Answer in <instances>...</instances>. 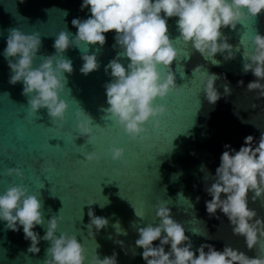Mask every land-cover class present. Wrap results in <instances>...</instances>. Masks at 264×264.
Returning a JSON list of instances; mask_svg holds the SVG:
<instances>
[{"label": "water", "instance_id": "obj_1", "mask_svg": "<svg viewBox=\"0 0 264 264\" xmlns=\"http://www.w3.org/2000/svg\"><path fill=\"white\" fill-rule=\"evenodd\" d=\"M82 2L0 0V193L13 184L28 187L30 194L42 202L45 225L52 216L63 217L57 235L75 234L87 249L89 260L99 244L96 252L101 259L115 252L118 264H145L143 249L135 245L138 229L159 223L155 206L162 201H167L173 218L184 225L196 255L201 244H212L222 251L227 243L249 257L264 256V238L249 251L243 237L232 235L222 212L217 211L219 219L209 217L205 201L211 197L205 191L202 170L207 168L214 176L225 144L238 151L246 136L252 135L258 143L264 132V97L256 99L255 93L246 91L247 84L256 78L251 72H243V64L247 62L243 53L253 51L251 41L256 32L264 35V13L242 20L234 30L221 29L233 46L235 58L225 61L217 53L214 59L220 61L218 65L205 60L190 44L176 39L178 17L168 19V34L178 52L171 69L182 91L179 94L173 91L163 100L157 98L156 103L165 105L167 110L157 118L158 128L151 119L145 124L149 129L148 138L141 143L130 140L111 115L103 111L108 107L104 85L111 80L110 70L106 74L104 67L121 51L119 46L113 48L114 31L105 34L106 43L102 48L82 46L88 54L95 53L101 65L88 75L79 71L83 64L81 50L72 47L66 51L65 57L71 59L74 71L70 76L65 73L68 83L61 98L68 109L63 121L52 120L44 108L29 115L27 98L21 94L22 82L9 83L11 70L3 55L8 30L19 28L25 34L39 32L42 47L38 56L52 55L56 35L64 30L74 37L77 29L72 20H84L91 15L89 9L81 11ZM236 47L239 51H235ZM119 62L127 67L130 61L121 58ZM39 63L40 60L35 61L36 65ZM197 66H202L200 71H194ZM159 70L162 74L167 71L163 66ZM207 73L219 77L215 87L221 98L215 105L208 103L203 91ZM241 80L244 84L238 86ZM225 84L231 88L227 96ZM79 108L93 118L89 142L79 136L75 115ZM112 147L125 150L124 162L112 161L109 154ZM90 152L100 155V161H87L85 156ZM8 168H20L24 178L8 176ZM212 182L209 180L207 186ZM251 195L249 207L264 217V198L253 203ZM91 201L96 203L89 206ZM89 207L95 215L108 220V225L95 235V241L88 235ZM117 223L126 235L117 232ZM5 224L0 221V264H43L50 244L41 240L39 253L28 252L30 241L24 238L22 228L13 232ZM194 229L214 239L194 234ZM34 231L43 236L46 228L37 226ZM92 231L96 232L95 228ZM117 240L123 241V246ZM169 248L170 245L165 246L166 251Z\"/></svg>", "mask_w": 264, "mask_h": 264}, {"label": "clouds", "instance_id": "obj_2", "mask_svg": "<svg viewBox=\"0 0 264 264\" xmlns=\"http://www.w3.org/2000/svg\"><path fill=\"white\" fill-rule=\"evenodd\" d=\"M84 9L90 10L89 18L72 20L73 27L77 29L74 37L61 30L55 37V53L52 55L38 56L42 47L39 32L25 34L19 28L9 29L3 52L11 70L9 83L16 85L22 82L21 94L27 98L29 115L44 108L52 120L63 121L68 104L61 95L65 92L68 76L74 71L71 59L65 57L66 51L72 47L81 50L83 64L79 71L88 75L99 70L101 65L96 54H88L82 46L88 49L90 45H99L102 48L106 43L105 34L114 31L113 48L119 46L121 51L104 67L106 74L110 70L111 80L104 85L108 107L103 111L111 115L130 140L143 143L149 132L145 124L151 119L154 127L158 128L160 122L157 118L167 110L165 105L156 103L157 98L163 100L173 91L177 94L182 91V86L176 85L171 69L178 52L168 34V19L178 17L179 36L176 39L190 44L201 57L218 65L220 61L214 59L217 53L223 55L225 61L235 58L233 46L227 42L228 38L221 29L230 27L234 30L242 20L264 13V0H83L81 11ZM251 43L253 51L243 53L247 61L243 64V72H251L256 79L247 84L246 91L255 93V98L260 99L264 97V35L256 32ZM235 51H239V47ZM121 58L130 61L127 67L119 62ZM37 60H40L38 65L35 64ZM160 66L167 71L162 74ZM201 67L197 66L194 71H200ZM218 78L214 73H207L203 91L210 105H215L221 98L215 87ZM243 84V80L238 82V86ZM230 94L231 88L225 84L224 95ZM75 115L79 136L89 142L93 118L82 108ZM224 148L214 176L207 168H202L205 191L211 197L205 201L206 212L209 217L217 219V211L222 212L227 217L232 235L243 237L246 248L251 251L264 238V217H259L257 211L249 207V193H252L253 203L264 198V132L258 143L248 135L238 151L230 144H225ZM109 154L112 161L124 162L123 148L112 147ZM85 159L99 162L101 157L90 152ZM6 174L24 178L20 168H8ZM209 180L213 182L207 186ZM199 199L197 197V202ZM95 203L91 201L88 205ZM100 206L103 208L105 205ZM155 207L159 223L140 227L139 238L135 241L136 247L143 249L145 264H264V256L249 257L227 243L222 251L216 250L212 244H201L196 255L184 225L173 218L167 201ZM42 208L41 200L30 194L23 184H13L0 193V221L6 222V229L13 232L22 228L24 238L30 241L28 252L39 253L41 240L50 244L43 264H118L115 252L100 258L96 252L99 244H96L89 260L87 249L75 234L62 232L57 235L58 224L63 217L52 216L45 225ZM87 215L90 220L88 235L95 241V235L108 225V220L95 215L91 207ZM37 226L46 228L43 236L34 231ZM93 228L96 232L92 231ZM115 228L118 233L127 234L118 223ZM193 233L214 239L195 229ZM157 241L159 243L155 244ZM116 243L123 246V241L117 240ZM168 245L170 248L166 251L165 246Z\"/></svg>", "mask_w": 264, "mask_h": 264}]
</instances>
